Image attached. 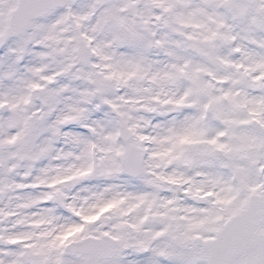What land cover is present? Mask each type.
<instances>
[{
  "label": "snow or ice",
  "instance_id": "obj_1",
  "mask_svg": "<svg viewBox=\"0 0 264 264\" xmlns=\"http://www.w3.org/2000/svg\"><path fill=\"white\" fill-rule=\"evenodd\" d=\"M0 264H264V0H0Z\"/></svg>",
  "mask_w": 264,
  "mask_h": 264
}]
</instances>
